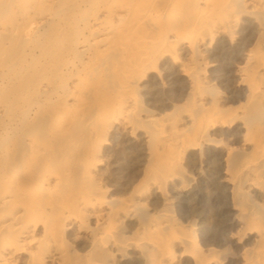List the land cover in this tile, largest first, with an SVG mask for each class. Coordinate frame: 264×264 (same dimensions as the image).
<instances>
[{
	"label": "bare ground",
	"instance_id": "obj_1",
	"mask_svg": "<svg viewBox=\"0 0 264 264\" xmlns=\"http://www.w3.org/2000/svg\"><path fill=\"white\" fill-rule=\"evenodd\" d=\"M0 264H264V0H0Z\"/></svg>",
	"mask_w": 264,
	"mask_h": 264
}]
</instances>
